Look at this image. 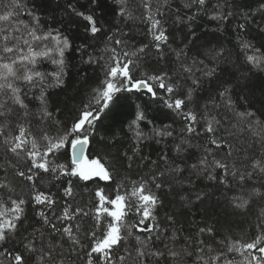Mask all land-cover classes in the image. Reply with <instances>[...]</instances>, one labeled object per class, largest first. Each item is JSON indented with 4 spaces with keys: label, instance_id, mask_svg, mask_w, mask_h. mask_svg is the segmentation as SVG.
<instances>
[{
    "label": "snow or ice",
    "instance_id": "1",
    "mask_svg": "<svg viewBox=\"0 0 264 264\" xmlns=\"http://www.w3.org/2000/svg\"><path fill=\"white\" fill-rule=\"evenodd\" d=\"M206 2L207 0H191L192 4L200 7L205 6ZM90 3L96 5L97 0H90ZM115 3L119 6L117 15L133 18L132 11L127 7L129 0H115ZM235 3L236 0H233V4ZM141 4L149 10L147 18L152 22L150 31L155 41L153 46L160 54L162 53L161 42L167 44L168 36L166 29L162 27V19L155 17H163L164 13L160 5H157L154 13L151 12L152 0H141ZM190 6L191 4L185 5V7ZM37 7L33 5L32 8H28V5L22 3L21 0H0V148L4 149L6 156L12 158L8 160V166L4 169L5 181L0 182V245L10 240L15 242L19 238L23 252L30 254L26 257L21 251L7 252L6 255L11 257L12 264H29L30 260L35 264H74L73 254L78 256V249L82 250L84 245L79 235V224L68 223L57 227L43 208L35 211L38 222L41 227L47 226L52 232L59 233L63 243L44 244L42 239L40 246L37 247V237H43V233L35 226H32V231L28 235H24L29 231L24 208L29 201L16 192V185L12 181L7 180L9 170L13 177L21 181L22 185L26 184L30 194L34 193L30 195L31 202L35 205H43L47 209H51L56 201L50 193L38 192L36 188L37 178L43 180L46 174H51L55 180L70 177L84 182L94 178L111 181L115 168L110 170L104 163H101L99 157L87 159L85 152L93 143V138L97 136V122L101 120L102 114L108 117L118 113L122 102L130 99L122 95L125 93H144L153 100H163L166 109L177 112L183 120L188 122L184 132L189 135L193 133L199 135L195 128L198 123L197 114L187 110L186 101L194 103V94L203 89L205 85L209 86L210 91L214 89L215 96L209 95V101L213 108L223 107L224 114L220 118L212 116L210 119H205V131L211 134L209 136L211 145L218 150L227 149L225 156L217 158L211 148L205 147L204 155L198 163L184 164L183 167L181 163H175L171 168L175 183L181 184L185 171L191 172L193 176L203 175L205 179L222 185L227 190H231L235 182L240 194L231 198L226 196L227 206L239 215L246 216L251 211L258 219L264 218V58L258 55H246L244 70L237 75L221 67L225 51L222 45H219L218 49L213 48L209 52H202L201 49L205 45H201L200 38L190 30L183 47L179 51L175 49L172 51L176 55V60L180 62L177 79L185 82L190 79L191 86L186 89L184 98L164 99L158 97L153 85L172 97L176 81L169 72H143L141 73L142 78H135L131 71L132 68L139 67L138 61L141 56L148 55L146 52L148 45L134 47L126 41L116 39L114 44L122 46L120 52H117L115 47L111 48L108 59L101 64L104 58L96 59L88 54L85 50L91 45L86 43L77 49L83 53L81 57L83 67L78 75L87 83L88 69L99 66V70L103 72V78L99 79L97 86L91 89L87 102L82 101L81 107L77 109L70 124L61 128L57 122V131L54 136L43 127L38 128L34 134L32 121L35 119V114L31 113L27 104L24 103L27 93L17 86V82L29 86H34L37 81L43 83L45 74L36 70L39 58L50 61L56 66V71L47 75L52 78L51 83H54L56 87H64L65 78L69 74V65L66 63L65 56L66 52L73 48L69 37L64 35L59 28L43 30L40 23L41 13L37 11ZM69 8L75 15L90 22V28L86 31L95 38L96 34L101 31V27H97L93 15L77 12L71 5ZM22 13L30 17V21L20 19ZM259 13L264 16V3L261 4ZM240 14L245 23H241L239 28L244 29L249 16L254 14L243 10ZM232 15V11H217L210 18L225 21ZM258 31L264 33V26H258ZM242 47L246 53L248 51L260 53L264 44L256 47L250 40H247L242 43ZM189 52L195 53L190 64L187 63ZM197 56L204 58L196 59ZM160 58H163L162 55ZM197 72L200 73L199 76L196 75ZM45 95L42 91L40 100L44 107L36 120L38 125L43 124L46 119L53 118V113L47 110ZM217 99L220 103L216 102ZM146 107L147 105L143 108L141 105H136V111L133 114L135 121L147 119L144 110ZM205 108L207 109L208 105H205ZM129 127L133 128L134 125H129ZM155 135L171 137L173 133L161 130L156 131ZM136 136L142 138L143 133L137 131ZM100 139L103 140V137ZM41 141L43 142L42 148ZM189 146L188 139H181L174 146L177 154L174 160L183 161V153ZM136 152L138 148L134 151V155ZM234 154L238 160L229 164L227 160ZM64 155L68 156L70 164L57 163V160ZM210 156L211 160H209ZM124 157L128 161L132 160V156H128L127 153H124ZM161 158L168 160L166 154ZM13 160L16 162L13 163ZM22 161L27 163L25 168L20 167ZM152 163L154 164L155 161ZM128 167H131V163ZM215 170H221L219 177L213 174ZM164 175V172H159L158 175L153 174L148 180L141 178L139 181H134L131 191L126 194H120L122 186L117 183L114 198L111 199L104 194L102 188L96 190L98 204L96 214L92 216L93 230L85 232V236L90 238L88 251L85 254L86 264H93L94 258L96 264H126V261L133 258V253H135L134 259L138 264H143V258L149 254L156 257L171 255L173 258H178L181 254L194 255L192 251L177 252L168 249V245H165L166 252L149 253L147 248L152 239L151 235L144 241L139 236H135V245L131 248L126 246L127 240L133 238V228L149 233L155 232L157 239L163 231H166L160 228L158 222L150 228H139V225L144 224L146 219L156 220L155 209L163 204V200L151 191L149 183L154 184L156 189H161L163 184L157 180ZM169 190H172L171 185H169ZM63 195L65 197L74 196L71 179L67 180ZM132 198L135 200L133 204H129L128 201ZM179 198L181 202L191 203L182 194ZM209 198L207 192L198 193L195 197L201 202H206ZM129 212H134L140 217L137 224H129L125 220ZM89 214V211L81 207H76L70 212V206L64 207L62 215L58 217L54 211L52 212V216L61 222L74 221L77 216L88 217ZM105 215L110 217L111 221L102 225L101 221ZM167 219L172 224L176 222L172 215H169ZM97 231H101L102 234L97 236ZM198 232L211 234L213 229L201 227ZM196 243L198 246L195 249V264H264V235L255 236L249 242L233 243L227 248V254L225 252L213 254V249L203 240ZM63 244L68 245L67 252L64 251ZM118 247L123 248V254L116 252ZM232 253L238 254L240 260L229 258L228 254ZM4 254L5 250H0V255ZM0 264L3 262L0 261Z\"/></svg>",
    "mask_w": 264,
    "mask_h": 264
},
{
    "label": "trees",
    "instance_id": "2",
    "mask_svg": "<svg viewBox=\"0 0 264 264\" xmlns=\"http://www.w3.org/2000/svg\"><path fill=\"white\" fill-rule=\"evenodd\" d=\"M21 2L26 3L28 8L37 5V11L41 13L40 23L43 30L59 28L64 35L69 37L73 45L72 50L66 52L65 56L66 63L69 65V74L65 78L66 85L64 87H56L54 83H51L52 78L47 75L56 71V66L50 61L39 58L36 70L45 74L43 83L37 81L34 86H29L17 82V86L27 93L24 103L27 104L28 110L35 114V119L32 121L34 134L38 128L43 127L54 136L57 131V122H59L61 128L70 124L76 115L77 109L81 107L82 101L87 102L89 92L97 86L98 80L103 78V72L99 70V66L88 69L87 83L78 75L81 67H83L81 59L83 53L77 51V49H80L86 43L91 45L85 50L88 54L96 59L104 58L101 60V64L108 59L111 48L115 47L117 52H120L122 46L114 44L116 39L126 41L134 47L148 45V49H146L148 55L141 56L138 61L139 67L132 68L131 71L135 78H142L141 73L143 72H169L173 80L176 81L172 97H169L164 90L153 85L154 89L157 90L158 97L164 99L184 98L186 89L191 86L190 79L187 82L177 79L180 62L176 60V55L172 51L173 49L179 51L183 47L190 30L194 31L196 36L200 38L199 43L205 45L201 49L202 52H209L213 48L218 49V46L222 45L225 51L221 67L229 69L237 75L244 70L246 55H258L264 58V48L260 49V53L252 51L246 53L242 47V43L247 40H250L256 47L264 44V33L258 31V26H264V16L259 13L264 0H236L235 4H233V0H207L206 5L202 7L192 4L191 0H152L151 12H155L157 5L161 6L164 15L155 18L162 19V27L166 29V35L168 36L167 44L161 42L162 53L160 54L153 46L155 41L150 31L152 22L147 18L149 10L143 7L141 0H129L127 7L133 13L131 19L117 15L119 6L115 3V0H97L96 5H92L90 0H21ZM186 4H191V6L185 7ZM69 5L77 12L93 15L97 27H101V31L96 34L95 38L91 36L90 32L86 31L90 28V22L75 15ZM241 10L254 14L249 16L244 29L239 28L241 23H245L240 14ZM217 11H232L233 15L225 21L211 19L210 17ZM20 19L30 21V17L23 13ZM109 37L112 39L109 40ZM37 50H39L38 47ZM161 55L163 58H160ZM193 56H195L194 52L188 53V64L191 63ZM203 58V56L196 57V59ZM205 62L207 63V61ZM196 75L199 76L200 73L197 72ZM42 91L46 94L47 110L53 113V118L46 119L43 124L38 125L36 120L41 115V110L44 107L40 100ZM122 95L130 97V99L122 102V107L118 113L108 117L102 114L101 120L97 122V136L93 138V143L89 146L87 153L88 159L99 157L101 163H104L110 170L115 168L111 181L94 178L84 182L78 180V178L70 177H61L60 180H55L51 174H46L43 180L37 178L36 188L38 192L50 193L56 201L51 209H47L43 205H35L31 202L30 195H34V193L30 194L26 184L22 185L21 181L13 177L11 170H9L7 180L12 181L16 185V192L29 201L24 206L29 231L24 235H28L32 231V226H35L43 233V237H37V247L40 246L42 239L44 244L63 243L59 233L52 232L47 226L41 227L35 211L42 208L49 215L52 222L57 224V227L68 223L79 224V235L84 248L82 250L78 249V256L73 254L72 261L74 264H86L85 254L88 251L90 238L85 236V232L93 230L94 221L92 216L96 214L98 204V197L95 195L96 190L102 188L104 194L111 199L114 198L117 183L122 186L120 194H126L131 191L132 182L139 181L141 178L148 180L153 174L158 175L159 172L165 173L163 177H159L157 180V182L163 184V187L156 189L154 184L149 183V188L160 196L163 204L158 205L155 209L156 220L146 219L144 224L139 225V228H150L158 222L160 228L166 229V231H163L157 239L155 232L149 233L133 228V238L127 240L126 246L131 248L135 245V236H139L144 241L151 235L152 239L147 248L149 253L166 252L165 245H168V249L177 252H182V250L192 251L194 255L184 256L181 254L178 258H173L171 255L156 257L149 254L143 258V264H195V249L198 246L196 242L199 240H203L206 245L213 249V254H215L218 252L226 253L227 248L233 243L249 242L255 236L264 235V218L258 219L251 211L246 216L239 215L227 206L226 196L231 198L240 194L235 182H233V188L227 190L222 185L205 179L203 175L193 176L191 172L185 171L181 184L177 185L174 174L171 172V168L175 163H181L182 167L184 164L198 163V160L204 155L205 147L211 148L217 158L225 156L227 149L218 150L214 145H211L209 143L211 134L205 131V119H210L212 116L220 118L224 114L223 107L213 108L209 101V95L215 96L214 89L210 91L209 86L205 85L203 89L194 94V103L186 101L187 110L197 114L198 123L195 128L196 133H199V135L195 133L189 135L184 132L188 122L183 120L177 112L166 109L163 100H153L144 93L133 92ZM216 102L220 103L219 99ZM136 105H141L142 108L147 105L144 109L147 117L145 121H135L133 114L136 111ZM205 105H208L207 109ZM129 125H134V127L130 128ZM161 130L165 132L172 131L173 135L171 137L155 135L156 131ZM137 131L143 133L142 138L136 136ZM100 137H103V140ZM181 139H188L190 146L183 153L184 160L177 161L174 160L177 155L174 146ZM42 147L43 142L41 141ZM137 148L138 152L134 155ZM124 153L132 156V160L128 161L124 157ZM165 154L168 157L167 161L161 158ZM49 158L51 159V157ZM9 159L12 158L6 156L4 149L0 148V182L5 181L4 169L8 166ZM209 160H211V156ZM234 160H238L235 154L227 162L231 164ZM153 161H155L154 164ZM15 162L13 160V163ZM57 163L70 164V159L67 155H64L57 160ZM129 163H131V167H128ZM26 166L27 163L23 161L20 163L21 168ZM213 174L219 177L221 170H215ZM69 179L72 180L73 197L63 195V188ZM189 179L191 180L190 183ZM169 185L172 186V190H169ZM204 192H207L210 198L206 202L197 201L195 199L196 195ZM181 194L187 197L191 203L181 202L179 198ZM134 200L135 198H132L128 203L133 204ZM66 206H70V212L76 207H81L89 211L90 214L88 217L77 216L74 221L64 222L52 216L53 211L56 217L62 215ZM169 215L174 216L175 224L168 221L167 217ZM139 219L140 217L134 212H129L125 217V220L133 225L137 224ZM110 221L111 218L105 215L101 223L103 225ZM201 227H210L213 232L211 234H200L198 230ZM101 234V231H97V236ZM190 237L191 239H189ZM63 248L65 252L68 251L67 244H63ZM0 250H5V254L0 255V261L9 264H12V259L6 255L7 252H23L19 238L15 242L10 240L6 244L0 245ZM116 252L123 254V248L118 247ZM23 255L27 257L30 254L23 252ZM228 256L237 261L240 260L238 254L232 253ZM134 258L135 253H133V258L126 261V264H138ZM29 264H35V262L30 260ZM93 264H96L95 258Z\"/></svg>",
    "mask_w": 264,
    "mask_h": 264
},
{
    "label": "water",
    "instance_id": "3",
    "mask_svg": "<svg viewBox=\"0 0 264 264\" xmlns=\"http://www.w3.org/2000/svg\"><path fill=\"white\" fill-rule=\"evenodd\" d=\"M89 147L86 149L85 156L87 157Z\"/></svg>",
    "mask_w": 264,
    "mask_h": 264
},
{
    "label": "rangeland",
    "instance_id": "4",
    "mask_svg": "<svg viewBox=\"0 0 264 264\" xmlns=\"http://www.w3.org/2000/svg\"><path fill=\"white\" fill-rule=\"evenodd\" d=\"M87 158V157H86ZM88 159V158H87ZM90 160V159H89ZM106 206V205H105ZM106 207H109V205H107ZM3 264H9V263H5V262H3Z\"/></svg>",
    "mask_w": 264,
    "mask_h": 264
}]
</instances>
